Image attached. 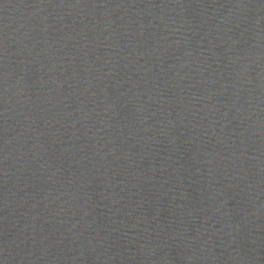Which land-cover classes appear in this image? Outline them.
<instances>
[{
    "label": "water",
    "instance_id": "obj_1",
    "mask_svg": "<svg viewBox=\"0 0 264 264\" xmlns=\"http://www.w3.org/2000/svg\"><path fill=\"white\" fill-rule=\"evenodd\" d=\"M0 264H264V0H0Z\"/></svg>",
    "mask_w": 264,
    "mask_h": 264
}]
</instances>
